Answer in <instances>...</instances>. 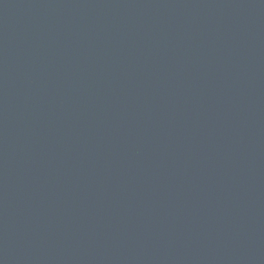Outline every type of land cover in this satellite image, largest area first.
<instances>
[{
	"label": "water",
	"instance_id": "95a60500",
	"mask_svg": "<svg viewBox=\"0 0 264 264\" xmlns=\"http://www.w3.org/2000/svg\"><path fill=\"white\" fill-rule=\"evenodd\" d=\"M0 264H264V0H0Z\"/></svg>",
	"mask_w": 264,
	"mask_h": 264
}]
</instances>
